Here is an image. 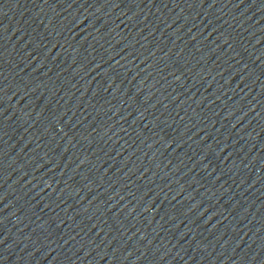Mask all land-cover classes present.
<instances>
[{
	"label": "water",
	"instance_id": "water-1",
	"mask_svg": "<svg viewBox=\"0 0 264 264\" xmlns=\"http://www.w3.org/2000/svg\"><path fill=\"white\" fill-rule=\"evenodd\" d=\"M0 264H264V0H0Z\"/></svg>",
	"mask_w": 264,
	"mask_h": 264
}]
</instances>
